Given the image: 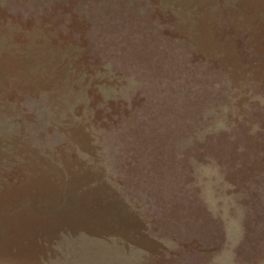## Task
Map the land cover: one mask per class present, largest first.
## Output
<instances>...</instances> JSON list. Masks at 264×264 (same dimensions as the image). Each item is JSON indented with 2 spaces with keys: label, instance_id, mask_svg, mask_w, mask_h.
<instances>
[{
  "label": "rangeland",
  "instance_id": "obj_1",
  "mask_svg": "<svg viewBox=\"0 0 264 264\" xmlns=\"http://www.w3.org/2000/svg\"><path fill=\"white\" fill-rule=\"evenodd\" d=\"M0 264H264V0H0Z\"/></svg>",
  "mask_w": 264,
  "mask_h": 264
}]
</instances>
